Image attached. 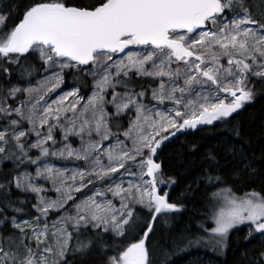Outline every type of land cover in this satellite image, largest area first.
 I'll return each instance as SVG.
<instances>
[{"label":"snow or ice","instance_id":"snow-or-ice-1","mask_svg":"<svg viewBox=\"0 0 264 264\" xmlns=\"http://www.w3.org/2000/svg\"><path fill=\"white\" fill-rule=\"evenodd\" d=\"M260 98L264 0H0V264H264Z\"/></svg>","mask_w":264,"mask_h":264},{"label":"trees","instance_id":"trees-1","mask_svg":"<svg viewBox=\"0 0 264 264\" xmlns=\"http://www.w3.org/2000/svg\"><path fill=\"white\" fill-rule=\"evenodd\" d=\"M237 119L241 122V124L244 126L246 134H250L252 136V146L254 149L257 150V155H259V147L260 145H264V138H261L257 135L259 132V124L262 119H264V98H260L258 102L254 105L247 106L237 117ZM226 133L217 130L216 135H224ZM201 137H203L202 142H210L214 140V136L211 135L208 132H197L193 134L192 136L188 137V140L201 142ZM164 167L168 171H174L177 175L181 176V183L176 187V191L172 194L175 198L179 192L181 191L183 184H184V177L183 173L181 171L182 165L177 163L176 157L174 155H170L169 153H165L164 157ZM204 198L203 193H200L197 195V201H200ZM197 207H199V204H197ZM189 208H191V204H189ZM196 213H193V216H196ZM189 220H192L193 226L195 224V220L193 217L188 216L185 214L184 218L178 222V227H183L187 224ZM232 258L233 254L229 252L227 260L229 264H232ZM78 264L80 262L78 261ZM84 264H89L88 261H85ZM180 264H192L190 260H184L180 259Z\"/></svg>","mask_w":264,"mask_h":264}]
</instances>
